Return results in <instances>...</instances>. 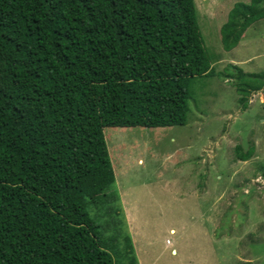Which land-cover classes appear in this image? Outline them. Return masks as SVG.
I'll return each instance as SVG.
<instances>
[{
	"label": "trees",
	"instance_id": "1",
	"mask_svg": "<svg viewBox=\"0 0 264 264\" xmlns=\"http://www.w3.org/2000/svg\"><path fill=\"white\" fill-rule=\"evenodd\" d=\"M261 18L264 0L234 2L222 49ZM212 60L193 0H0V264H115L88 210L113 195L103 128L182 125ZM231 67L244 109L264 68Z\"/></svg>",
	"mask_w": 264,
	"mask_h": 264
},
{
	"label": "rangeland",
	"instance_id": "2",
	"mask_svg": "<svg viewBox=\"0 0 264 264\" xmlns=\"http://www.w3.org/2000/svg\"><path fill=\"white\" fill-rule=\"evenodd\" d=\"M236 1L249 0H193L213 74L191 82L182 125L103 128L113 195L88 210L115 264H128L125 236L136 264H264V87L241 109L223 75L264 68V18L223 50ZM235 145H252L250 158L235 159Z\"/></svg>",
	"mask_w": 264,
	"mask_h": 264
}]
</instances>
